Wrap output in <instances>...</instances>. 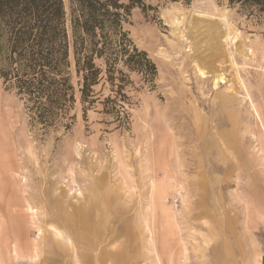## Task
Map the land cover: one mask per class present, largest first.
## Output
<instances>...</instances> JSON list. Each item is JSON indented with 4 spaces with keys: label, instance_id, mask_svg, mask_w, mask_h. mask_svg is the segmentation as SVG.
Segmentation results:
<instances>
[{
    "label": "rangeland",
    "instance_id": "rangeland-1",
    "mask_svg": "<svg viewBox=\"0 0 264 264\" xmlns=\"http://www.w3.org/2000/svg\"><path fill=\"white\" fill-rule=\"evenodd\" d=\"M150 3L124 28L157 74H130L120 115L101 80L92 106L76 91L68 129L44 130L0 82V264H215L224 246L226 264H256L264 13Z\"/></svg>",
    "mask_w": 264,
    "mask_h": 264
},
{
    "label": "trees",
    "instance_id": "trees-1",
    "mask_svg": "<svg viewBox=\"0 0 264 264\" xmlns=\"http://www.w3.org/2000/svg\"><path fill=\"white\" fill-rule=\"evenodd\" d=\"M152 0H0V82L24 102L31 123L68 129L75 93L92 106L105 80L107 99L124 112L130 74L152 83L157 68L124 25L131 12L154 11ZM264 13V0H230ZM72 69L77 87L72 81Z\"/></svg>",
    "mask_w": 264,
    "mask_h": 264
},
{
    "label": "crops",
    "instance_id": "crops-1",
    "mask_svg": "<svg viewBox=\"0 0 264 264\" xmlns=\"http://www.w3.org/2000/svg\"><path fill=\"white\" fill-rule=\"evenodd\" d=\"M261 247H257V251L259 254V258L256 260V264H264V228L262 229L261 233ZM231 247L224 246L217 252H215L214 262L215 264H226L228 257L231 256Z\"/></svg>",
    "mask_w": 264,
    "mask_h": 264
},
{
    "label": "bare ground",
    "instance_id": "bare-ground-1",
    "mask_svg": "<svg viewBox=\"0 0 264 264\" xmlns=\"http://www.w3.org/2000/svg\"><path fill=\"white\" fill-rule=\"evenodd\" d=\"M173 25H174V24H173ZM197 64H198V63H197ZM199 70H200V69H199ZM200 75L203 76V73H200ZM217 79H220V80H221L222 78L217 77Z\"/></svg>",
    "mask_w": 264,
    "mask_h": 264
}]
</instances>
